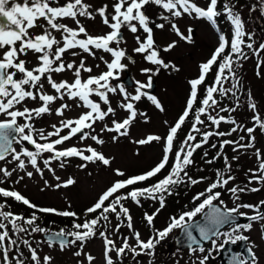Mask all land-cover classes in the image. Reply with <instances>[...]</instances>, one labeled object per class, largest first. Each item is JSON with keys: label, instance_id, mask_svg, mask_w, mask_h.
<instances>
[{"label": "rangeland", "instance_id": "rangeland-1", "mask_svg": "<svg viewBox=\"0 0 264 264\" xmlns=\"http://www.w3.org/2000/svg\"><path fill=\"white\" fill-rule=\"evenodd\" d=\"M230 2L241 20L220 31L209 0H0V122L18 131L0 156V264H197L175 236L207 205L253 218L264 201V0ZM201 72L213 81L173 138ZM141 176L168 186L153 199L118 192L100 210L106 189ZM37 206L79 224L68 243L43 238Z\"/></svg>", "mask_w": 264, "mask_h": 264}, {"label": "flooded vegetation", "instance_id": "flooded-vegetation-1", "mask_svg": "<svg viewBox=\"0 0 264 264\" xmlns=\"http://www.w3.org/2000/svg\"><path fill=\"white\" fill-rule=\"evenodd\" d=\"M258 212L254 213L253 218L249 221L241 223H232L227 225L226 229L220 231L219 234L210 241L205 242L203 246L189 248L192 256H195L197 264H224L222 254L227 249V255L230 259L235 257L241 264H264V201L259 203ZM252 223H260L259 230L254 233L256 238L249 240ZM183 250V249H182ZM185 251V250H184Z\"/></svg>", "mask_w": 264, "mask_h": 264}, {"label": "water", "instance_id": "water-1", "mask_svg": "<svg viewBox=\"0 0 264 264\" xmlns=\"http://www.w3.org/2000/svg\"><path fill=\"white\" fill-rule=\"evenodd\" d=\"M194 30H190V34H194ZM4 66L0 65V85L5 82L6 78L3 71ZM5 129H9L6 131ZM3 130V131H2ZM0 156L9 151L13 138L17 134L13 124L0 126ZM2 135V136H1ZM231 218L232 220H228ZM240 218L228 212L217 205L209 204L207 210L201 217L190 224L184 225L179 234L175 236V244L180 249L192 248L195 245L201 246L215 236L226 224L235 222ZM43 238L55 243L66 244L70 240L69 235L60 232H46L42 234ZM228 250L225 249L222 254L224 264H241L235 257L230 259L227 255Z\"/></svg>", "mask_w": 264, "mask_h": 264}, {"label": "trees", "instance_id": "trees-1", "mask_svg": "<svg viewBox=\"0 0 264 264\" xmlns=\"http://www.w3.org/2000/svg\"><path fill=\"white\" fill-rule=\"evenodd\" d=\"M251 1L254 2L255 0H251ZM219 6H220V8H219ZM216 7L218 9H216ZM233 9L234 8H233L230 0H216L215 10H216V13H217V15H216V19L217 20H215V21L217 22V24L220 27L221 31H223L224 29L226 30V27L229 25L228 19H229L230 15H232L236 20H241L240 16L237 15L234 12ZM226 36H227L226 37V41H227L226 45H228V44H230V38H229L228 34ZM237 46H239V45H237ZM237 46L235 48H237ZM222 63H223V61L222 62L221 61L216 62L214 66H216V67L220 66ZM232 70H236V67H232ZM224 72H226V70H224ZM213 75L214 74L209 75L206 78L203 86L201 87V89L199 91L198 98H200V97H202L204 95L208 85L212 83ZM235 79H238L237 78V74H236V78ZM223 80H226V79H223ZM233 80H234V78H228V81H229V85L228 86L231 88L230 90H233V86H234L233 85V83H234ZM231 82H233V83H231ZM219 84L220 83H218V85ZM199 106H200V104H199ZM178 137H179V135H178ZM167 172H168V170H165V171L161 172V175L166 176ZM194 173H196V171ZM220 177L223 179V178H226L227 176L226 177L220 176ZM178 181H179V175H177V177L173 180V182H172L173 186H176L178 184ZM216 184H217L218 187L220 186V182H218ZM163 185L164 186H162V184H159L158 182H156V179L150 178L149 180L143 182L142 186H141V184L138 185V183H134L133 185H130L127 188L122 189L120 191V194H118V195L120 196L122 194H126L128 191H135L138 195L141 194V195L147 196V194L150 192L152 197L154 195L158 196L159 194H161L162 190H166L165 188H166V186H168V182H165ZM144 187L145 188L148 187V189H149L146 193L142 191V188H144ZM202 199L199 200V202L201 201L202 204L203 203L205 204L206 200H202ZM107 205H108V203H106V201H104L100 205V208H101L100 210L106 209ZM38 216H40V217L37 219V221L35 220L33 222L36 223L37 225L44 226L43 229L45 231H47V230L48 231H57V232L60 231V232L67 233L68 231L71 230L70 232L74 233V231L72 229V227H74V224H75V226L79 227V224L76 223V221L74 219H72L69 215L54 216V214H51V213H41L40 212V214ZM44 216H51L53 219H49L48 217H44ZM174 218H176V217H174ZM49 220H55V221H49ZM180 223H181V221H179V224ZM70 226H71V228H70Z\"/></svg>", "mask_w": 264, "mask_h": 264}, {"label": "bare ground", "instance_id": "bare-ground-1", "mask_svg": "<svg viewBox=\"0 0 264 264\" xmlns=\"http://www.w3.org/2000/svg\"><path fill=\"white\" fill-rule=\"evenodd\" d=\"M12 142H13V141H12ZM12 146H13V143L11 144V147H10V149H12ZM10 149H9V150H10Z\"/></svg>", "mask_w": 264, "mask_h": 264}]
</instances>
